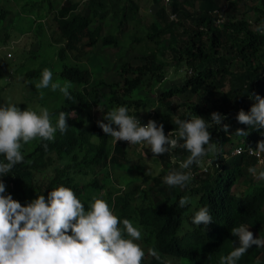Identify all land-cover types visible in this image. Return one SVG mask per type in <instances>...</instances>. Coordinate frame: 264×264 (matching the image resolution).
<instances>
[{
	"label": "trees",
	"instance_id": "1",
	"mask_svg": "<svg viewBox=\"0 0 264 264\" xmlns=\"http://www.w3.org/2000/svg\"><path fill=\"white\" fill-rule=\"evenodd\" d=\"M80 1L65 0L56 12V30L65 41V47L59 52L63 61L68 53L74 52L75 43L80 41L86 40L84 46L89 50L101 41L104 45L120 47L119 39L112 32L102 34L103 22L108 26L112 16V21L118 22L122 32L125 20L136 8L132 0H85L90 9L86 15L79 11ZM256 1L261 7L254 4L249 8V12L257 15L254 25L247 14L238 16L243 0L164 2L155 12L157 19L145 37L148 46L156 44V50L147 53L143 64L125 62L118 82L105 84L100 79L94 81L95 86H90L93 80L88 69L78 65L63 67L61 76L82 90L70 91L71 99L67 98L62 107L50 112L51 117L61 111L73 113L98 107L102 109L104 119L113 105H134L136 109L147 105L148 98L133 100L132 93L143 89L145 78L150 75L157 78V82L165 77L162 74L165 65L158 60L159 38L169 36L173 40L182 36L186 40L182 49L170 48V51L175 55V66L186 67L190 74H186L181 84L160 92L157 101L161 103V110L155 113V121L164 125L165 134L169 133L178 128L175 125L177 109L185 108L178 118L185 119L193 114L204 117L211 123L209 131L219 151L203 157L202 167L193 164L190 169L179 167L190 154L184 149L160 155L165 169L153 177L151 187L157 196L148 203L145 200L136 203L140 185L116 187V192H107L104 199L114 213L137 225L144 235L143 242L157 250L161 257L157 261L151 256L149 260H143V264H172L170 259L221 264V257L238 246V237L230 232L232 227L244 224L259 229L264 224V182H257L253 190L243 197L237 196L233 190L238 184L256 182L248 168L259 167L258 158L249 153L248 147L256 148L257 142L264 139V129L249 128L236 119L241 109L247 112L255 103L250 96H264V34L254 30L264 21V0ZM107 3L110 7L106 10ZM196 3L199 4L198 10L190 11ZM224 7L227 8L225 22L218 24L215 11ZM98 19L102 20L99 24ZM135 41L142 43L143 40L135 38ZM176 98L184 101L175 104ZM213 112L227 117L224 120L230 126L227 133L211 122ZM88 117L91 122L89 128L82 116L68 118L66 132L57 130L53 141L40 138L34 151L3 177L14 199L26 204L38 194L47 197L51 189L64 185L72 188L85 209L88 208L92 201L91 191L98 193L103 187L97 179L83 185L72 173L86 174L88 169L126 163L130 148L121 141L114 143L90 114ZM240 128L246 131L245 135L236 133ZM237 148L241 152L234 154ZM66 157L70 162L59 164L58 159L65 161ZM173 169L191 170L192 179L186 187H170L163 182V177ZM37 175L43 177V182H39ZM182 196L190 198L189 204L183 208L179 206ZM203 206L209 207L213 217V222L206 228L191 222L194 212ZM261 255L264 256V248L253 245L238 264H256Z\"/></svg>",
	"mask_w": 264,
	"mask_h": 264
},
{
	"label": "clouds",
	"instance_id": "2",
	"mask_svg": "<svg viewBox=\"0 0 264 264\" xmlns=\"http://www.w3.org/2000/svg\"><path fill=\"white\" fill-rule=\"evenodd\" d=\"M254 30L264 34V21ZM52 78V71L45 68L36 88L51 86L53 91L59 89L71 99L69 86L54 83ZM250 99L255 103L247 112L241 109L236 119L249 128L264 129V96L255 94ZM71 117V113L61 111L53 124L47 107L39 111L21 110L17 104L0 103V157H3L0 159V264H143L146 251L138 243L141 230L128 218L118 217L105 199L93 197L85 209L72 188L64 185L51 189L47 197L38 194L26 204L7 192L3 177L24 161L23 145L36 138L55 140L57 130L67 131V119ZM226 118L220 112H213L210 117L212 123L227 133L230 126L224 123ZM97 123L114 143L123 140L131 145L146 144L154 156L170 154L176 149L186 150L190 154L180 162V169L200 165L203 157L219 151L209 131L211 123L196 114L185 119L176 118L178 128L167 135L162 123L158 125L157 121L149 120L142 124L140 119L129 114L126 105L114 107ZM236 133L243 136L246 131L240 128ZM248 150L259 158V167H249L248 172L253 178L264 180V168H260L264 166V139L257 142L256 148L248 147ZM240 152L237 148L234 154ZM191 179L190 171L173 169L163 177V182L170 187L184 188ZM189 202L188 196H182L179 206L183 208ZM191 222L206 228L213 222L209 207L196 210ZM230 232L238 237V246L221 257V264H238L253 245L264 248V236H255L247 225L234 226ZM147 254L161 260L154 248L147 249ZM256 264H260L259 258Z\"/></svg>",
	"mask_w": 264,
	"mask_h": 264
},
{
	"label": "rangeland",
	"instance_id": "3",
	"mask_svg": "<svg viewBox=\"0 0 264 264\" xmlns=\"http://www.w3.org/2000/svg\"><path fill=\"white\" fill-rule=\"evenodd\" d=\"M64 1L0 0V103H14L21 110L32 108L39 111L40 108L47 107L50 112L55 111L65 104L67 98L59 89L53 91L51 86L42 89L36 88L45 68L52 71V82L61 86L68 85L70 92L82 90V88L61 76L64 65H78L82 69H88L93 80L90 86H95V80L100 79L105 84H109L119 81L121 67L125 62H131L133 65L143 64L147 53L156 50V44L152 43L151 46H148L145 37L151 32V25L157 19L155 12L161 5L163 6L164 1L132 0L136 7H134L135 12L129 14L128 19L125 20V28H122V32L118 28V22L112 21V16L109 17L108 26H105V21L103 22L104 31L102 34L112 32L119 39L120 47H114L112 44L104 45L101 41L94 49L89 50L84 46L86 40L80 41L75 43L74 52L68 53L65 61L61 60L59 52L65 47V41L62 40L56 30L55 18L57 10ZM254 4L261 7L260 2L256 0H243L241 8L238 9V16L243 17L244 14H247L246 17L253 25L256 24L257 15L249 12V8H252ZM79 5V11L82 14L88 15L90 13L87 1L81 0ZM106 5L104 8L107 10L110 4L107 3ZM198 5L196 3L190 11H194V9L197 11ZM1 14H3L2 18ZM101 21L98 19L97 24ZM168 37L159 38L158 42H160L161 49L157 50L158 60L165 65L164 72H162L165 77L161 82H157V78L150 75L145 78L144 88L132 93L133 100L149 99L145 107L136 109L134 105L132 107L126 105L130 115L139 117L145 122L155 120V113L161 110V103L157 101L160 92L181 84L186 74H190L186 67L175 66V55L170 51V48L182 49L186 40L182 36L178 37L179 40H170ZM135 38H142V43H136ZM9 53L12 55L10 58L7 56ZM183 101L184 99L180 98L174 100L175 104ZM183 110L185 108L177 109L176 118ZM89 114L95 122L103 119V111L98 107H93L87 111H74L71 113L73 116L71 118H75L77 115L82 116L87 120L85 125L89 128L91 125ZM57 119L58 115L51 117L52 123L55 124ZM91 140L97 142L96 138ZM39 142L40 138H36L24 144L21 149L24 157L33 152ZM127 159L128 162L126 163L111 164L104 169L92 168L88 169L86 174L75 172L72 175L83 185L90 184L94 179L99 181L103 189L98 193L90 190L92 198L104 199L107 192H116V187L128 188L140 185L136 203L139 204L142 200H145L146 203L154 200L157 194L151 187L152 179L165 169L161 157L154 156L150 146L143 144L130 147ZM58 162L59 164L66 163L70 162V159L66 157L65 161L58 159ZM203 163L202 161L201 167ZM260 168H264V166L262 165ZM37 179L39 182H43V177L41 178L40 175H37ZM257 182H264V180L256 179L254 184H238L233 188L234 193L243 197L253 190L255 184H258ZM134 226L137 225L134 224ZM250 230L257 237L259 235L264 236V224L259 229L250 228ZM143 238L142 233L138 243L145 249L144 260L147 261L151 258L147 254V249L152 247L146 245L142 240ZM258 258L260 264H264L262 261L264 256L261 255ZM170 261L172 264H207L204 262L191 263L185 259L181 261L170 259Z\"/></svg>",
	"mask_w": 264,
	"mask_h": 264
},
{
	"label": "built area",
	"instance_id": "4",
	"mask_svg": "<svg viewBox=\"0 0 264 264\" xmlns=\"http://www.w3.org/2000/svg\"><path fill=\"white\" fill-rule=\"evenodd\" d=\"M166 4H169L171 0H164ZM226 12H227V8L224 7L222 9H219L217 11H215V16L217 17V23L218 24H222L225 22V15H226ZM3 49H5V47H3ZM9 58L12 57V55L9 53L7 55ZM141 123L142 124H146L147 122L141 120ZM122 143H124L126 146H129V147H132V146H135V145H131L130 142L128 141H123V140H120ZM254 155V154H252ZM255 156V155H254ZM259 160V158H258Z\"/></svg>",
	"mask_w": 264,
	"mask_h": 264
}]
</instances>
